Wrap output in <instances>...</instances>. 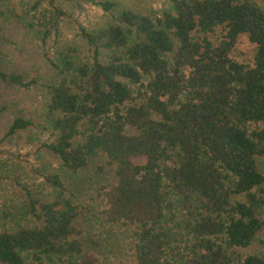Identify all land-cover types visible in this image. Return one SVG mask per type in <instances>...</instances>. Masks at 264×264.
Returning <instances> with one entry per match:
<instances>
[{"label": "trees", "instance_id": "obj_1", "mask_svg": "<svg viewBox=\"0 0 264 264\" xmlns=\"http://www.w3.org/2000/svg\"><path fill=\"white\" fill-rule=\"evenodd\" d=\"M98 4L111 20L80 27L90 60L55 47L41 120L17 115L0 139L36 126L57 160L14 168L0 150V264H96L78 224L88 207L65 178L98 155L116 178L103 191L107 222L136 227L132 264H264V250L247 251L264 244V8L169 0L141 14ZM64 15L57 0H29L18 22L47 44ZM241 34L255 45L250 65L231 57ZM1 53L0 83H41L5 71Z\"/></svg>", "mask_w": 264, "mask_h": 264}, {"label": "rangeland", "instance_id": "obj_2", "mask_svg": "<svg viewBox=\"0 0 264 264\" xmlns=\"http://www.w3.org/2000/svg\"><path fill=\"white\" fill-rule=\"evenodd\" d=\"M27 1L29 0H5L0 6L1 63L5 71L24 73L29 78L37 79L40 76L42 79L39 85L31 86L30 89L0 83V139L17 115L32 118L35 123L41 120L46 100L45 88L41 84L48 76L46 56H51L55 47L70 45L76 49L75 55L79 61L90 60L92 51L81 37L80 27H100L111 20L110 14L104 12L98 4L105 0H57L65 11L59 37L42 44L18 22V15L22 13ZM112 1L141 14H158L169 3V0ZM257 1L264 8V0ZM222 33V29H218L215 38L220 37ZM254 51L255 45L249 41L246 34H241L232 49L231 57L250 65ZM47 137L46 133L34 126L1 143L0 150H3L4 157L10 156L12 167L21 163L28 169L38 161L41 154L46 160L56 163L57 160L41 146ZM260 165L264 170V157L260 159ZM115 182L113 166L108 164L107 158L100 155L92 157L86 167L65 178L67 194L73 196L75 203L88 207V212L78 224L83 230L82 239L85 246L94 254L96 264L134 262L131 236L135 225L110 224L103 214L107 204L104 188ZM261 239L263 236L247 251L264 250Z\"/></svg>", "mask_w": 264, "mask_h": 264}]
</instances>
